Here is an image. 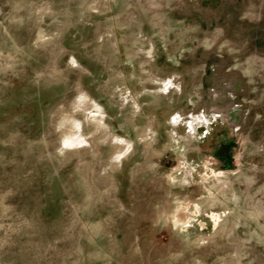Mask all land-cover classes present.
Returning <instances> with one entry per match:
<instances>
[{
	"label": "rangeland",
	"instance_id": "rangeland-1",
	"mask_svg": "<svg viewBox=\"0 0 264 264\" xmlns=\"http://www.w3.org/2000/svg\"><path fill=\"white\" fill-rule=\"evenodd\" d=\"M0 264H264V0H0Z\"/></svg>",
	"mask_w": 264,
	"mask_h": 264
}]
</instances>
